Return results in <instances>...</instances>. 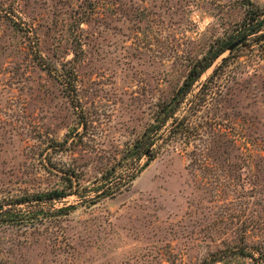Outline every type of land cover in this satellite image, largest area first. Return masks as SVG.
Returning a JSON list of instances; mask_svg holds the SVG:
<instances>
[{
	"label": "rangeland",
	"instance_id": "1",
	"mask_svg": "<svg viewBox=\"0 0 264 264\" xmlns=\"http://www.w3.org/2000/svg\"><path fill=\"white\" fill-rule=\"evenodd\" d=\"M239 247L264 255V0H0V264H254Z\"/></svg>",
	"mask_w": 264,
	"mask_h": 264
},
{
	"label": "trees",
	"instance_id": "2",
	"mask_svg": "<svg viewBox=\"0 0 264 264\" xmlns=\"http://www.w3.org/2000/svg\"><path fill=\"white\" fill-rule=\"evenodd\" d=\"M258 13L257 12H251V14L249 15V20L250 22H247V25L244 24V29H243V33H247V34H254L257 33L258 31H260L261 27L259 26V20L257 22H254L257 18H258ZM256 25V26H255ZM247 27V28H246ZM256 35V34H255ZM257 38L258 37H262V34H257ZM226 47L225 46H220V48H216V50H211L210 53L208 55L203 56L200 59H197L193 66L189 69L187 76L185 77L182 85L177 89L176 93L174 96L171 97V99L166 102L164 108H163V113H165V115L163 117H161L159 119V122L155 125H151L150 129H157L158 127H160V124H164L169 118L171 117H175L174 114L177 112V110L180 107V104L182 102H184V99H186V94L191 91L193 84L195 83V81H197L199 79V77L201 76V74L205 71V69L209 66V64L212 62V60L214 59V57H216L220 52H222ZM226 57H224L222 60H224ZM215 71V69H214ZM213 71V72H214ZM177 122V117L176 119H173V126L174 123ZM143 139L140 141H137L134 143L132 151H134L137 155V157H139L140 153L142 151L147 152V148L144 147L143 144ZM137 171V169L132 170L130 172V175H128V179L132 180L134 178V176L136 175L135 172ZM105 187V188H104ZM103 190H102V194H107L108 193V189L112 188V187H108V186H103ZM55 195H59L61 196V193H59L58 191H53L50 193H46L45 195H37L36 198H52ZM26 200H28V198H26ZM234 252H238V254H242L244 256H248L253 260L254 264H263L262 261H260L261 259H264V255L262 256H254V252L251 251H244L242 247H239L237 249L234 250ZM222 255L220 254H212L209 258H204L200 264H212L214 261H218L219 259H221Z\"/></svg>",
	"mask_w": 264,
	"mask_h": 264
},
{
	"label": "water",
	"instance_id": "3",
	"mask_svg": "<svg viewBox=\"0 0 264 264\" xmlns=\"http://www.w3.org/2000/svg\"><path fill=\"white\" fill-rule=\"evenodd\" d=\"M244 38H245V37L239 38L238 40H236L235 42H233V43L229 46V48H230V49L234 48L236 45H238L239 43H241L242 40H243Z\"/></svg>",
	"mask_w": 264,
	"mask_h": 264
}]
</instances>
